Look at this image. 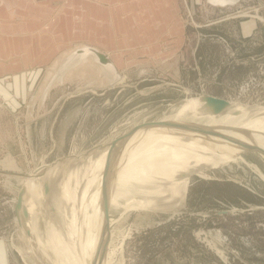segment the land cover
<instances>
[{"label":"rangeland","instance_id":"obj_1","mask_svg":"<svg viewBox=\"0 0 264 264\" xmlns=\"http://www.w3.org/2000/svg\"><path fill=\"white\" fill-rule=\"evenodd\" d=\"M65 1L70 3L68 0H55L56 3ZM105 1V21L107 18L110 25L105 28V33L97 32L92 40L104 46L117 45L115 50L121 53L120 59H116L120 63L117 64L121 76L118 80L112 81V74L101 70L102 78L85 75L83 71L88 63L80 65L85 61L71 59L64 62L63 54L43 67L52 65L57 72L54 75L56 81L49 87L53 78L45 85L49 72L45 73L44 78L39 77L36 81L34 91L26 92L23 114L16 113L15 103H11L14 105H10L11 108L5 100H0V119L8 121V125L3 123L0 127V247H5L6 242L9 264H64L59 248L54 252L48 250L51 225L63 232L64 238H77V243L79 239L77 226L76 232L70 233L68 221L72 220L75 202H69L63 193V174L60 177V174H54L48 200L42 197V202L33 209L31 235L19 229L14 205L16 193L21 188V176L28 178L38 168L44 169L42 166L45 164L49 166L47 169H52L51 177L55 166L59 171H70L72 165L82 162V167L87 161L82 154L144 121L173 119L171 117L185 112L188 99L218 93L228 102L264 108V0ZM66 7V17L57 20L55 15L52 16L49 20L57 24L51 27L54 23L51 22L49 28H45L43 15L37 19L36 11H27L29 23L44 22L41 28L36 29L37 32L44 29V37L50 29H57L55 37L50 38L51 49L62 43L63 34L67 38L80 37L56 54H70L77 45L85 44L81 38H87L88 31L95 28L83 26L84 20L89 18L92 23H97L104 17L101 8L92 10L91 7L89 17L80 18L75 16L74 9ZM63 11H59L61 17ZM114 12L115 21L112 17ZM152 12H156L155 17L151 16ZM119 18L121 24L118 26ZM132 21L137 22L135 27H132ZM252 24H255V29ZM127 30H130V35L124 33ZM44 37L42 40L46 42ZM31 38L25 37L26 47H29ZM3 42L4 39L0 40V44ZM12 50L17 52L21 48L15 45ZM44 61L38 67L51 60ZM15 62V58L7 60L8 66L4 62L5 70H16ZM28 65L22 68L26 67V71L35 69ZM32 91L35 93L33 101L30 100ZM14 97L11 95L13 100ZM31 105L33 107L27 109ZM179 117L185 119L184 123L191 118L186 115ZM13 118L40 119L34 124L25 119L26 124L20 122L17 126ZM252 118L244 117L242 123ZM174 122L180 123L176 118ZM194 125L200 129V134L192 136L184 145L200 146L201 150L214 141L210 138H218L222 131H228V123L215 119ZM210 126L217 132L213 136L203 132ZM145 133L146 146L157 147L176 130L142 127L133 136ZM99 153L95 150L90 155L96 157ZM236 156L239 157L236 161L230 162V156L219 162L222 168L205 170V177L194 174L189 182H180V190L168 189L161 193L182 198L174 213L165 211L173 205L152 207L148 202L143 207L135 204L136 201L128 205L131 199L143 201L150 197L143 189L148 184L134 181L140 178L137 177L139 174L158 181L155 177H148L147 173H138L141 171L132 167L113 173L111 169L116 167L117 160L110 165V170L102 173L92 169L82 172L91 178L95 176V180H109L114 185L98 187L92 184L91 191L96 205L106 203L110 207L109 220L106 213L94 217L97 231L111 241L107 248L110 253L107 264H264V156L246 150L238 151ZM5 158L12 160L17 169L15 164L1 163ZM62 158H66L64 164L58 162ZM130 184L136 189L129 190L127 185ZM102 195L113 196L120 204L116 207ZM165 198L176 201L169 195ZM107 221L109 235L105 231ZM26 223L29 221L24 222L25 226ZM72 256L68 254V259Z\"/></svg>","mask_w":264,"mask_h":264},{"label":"bare ground","instance_id":"obj_2","mask_svg":"<svg viewBox=\"0 0 264 264\" xmlns=\"http://www.w3.org/2000/svg\"><path fill=\"white\" fill-rule=\"evenodd\" d=\"M224 1L225 0H213V2H224ZM81 56L83 58H87V61H89L90 63V65L87 64V67L84 68L86 69L83 71L85 75L86 74H92L94 76L98 75L99 78H102L99 70L106 71L107 73L112 74L111 76L113 81L114 76L116 75H113L114 70L112 69V67H105V66L100 67V65L94 62L97 60L96 56L88 52H85V54ZM71 60L81 61L80 56L77 57L76 55L73 56ZM83 61L86 60L83 59ZM81 64H86V63L81 62L80 65ZM70 68L71 67H69L68 69ZM88 71L90 72L88 73ZM106 76L108 77V75ZM185 108H187L185 112H180L179 115H186L188 117L191 116V118L186 120L188 123L195 124L198 122H203L205 120L211 121V119H215L218 122L228 123V131L225 132L222 131L218 138L215 137L210 138L212 139V141L213 140L214 141L212 143L206 144L207 150L206 149L201 150L200 146L192 147L190 145H184L187 144L186 142L187 140L192 139V136L194 137L195 135L200 134L199 128L192 129L191 130L192 132L188 131V129L176 130L175 134L166 136L165 140L162 141V145L161 146L157 145V147L155 146L147 147L146 145L148 144H145L147 133H145L144 135L140 134L139 137L132 136L131 139H129L126 143L124 144L120 143L118 145V147L120 146L123 147H120V150H118L119 157L117 159L115 157L114 159L117 160V165L116 167L113 166L112 169L108 167L106 163L108 160L107 149L101 151L96 157L89 155L87 161L84 163V165H82V167H80L82 162H80L79 165H72L71 167L72 169L70 171L68 170L59 171L60 169L58 170V166L54 167L55 169L53 170L52 178L54 179V174H58V175L60 174L59 177L62 176L61 174H63L62 176L64 179V181H62L63 193L69 202L70 201L75 202L73 209V217L71 218L72 220L68 221V224L70 226V233L72 232L74 234L76 232V226L79 230L78 231L79 239L77 243V238L76 239L71 238L70 236L69 238L66 237L64 238L65 234L63 232L61 233V231L58 228H56V226L54 225L50 226L52 230H50L48 250L54 252L56 249L59 248L58 252L60 253V258L64 260V264L65 263L68 264V254H70V251H72V249L74 248H77L79 252H82V257H84V260H86L85 264H107L109 261L108 254L110 253H108L107 248L110 246V242H111L110 238L107 239L102 235L99 236L90 233L92 232L91 231L92 229L95 231L97 228L96 223L94 221V217L103 215L106 212L108 213L107 208L109 207V205L106 203H100V206L96 205L97 201L93 199V197H91L92 196L91 191L93 190L92 184H95L98 187L100 186L114 187V185L111 184L109 180L108 181H106V179L95 180V176L91 178L88 177V174H83L82 172L92 169L94 172L102 173L103 171L105 170L107 171L110 168L111 172L114 173L117 170L126 167L130 169L129 167H132L138 171H141L138 173H142V172L143 174L147 173L148 177L153 179L155 177L158 179V181L149 179L146 177V175H142V174H139L137 177L140 178L134 179V181H137L140 184L143 183L148 184L147 186L144 185L143 189H144V193L148 194L150 197L148 196L149 198L147 197L144 198L143 201L131 199L128 205L135 203V201L137 202L135 204L143 207L144 206L146 207L148 202L152 207L173 205L172 208L165 209V211L167 212L170 210L174 211V209L178 207L177 205L181 203L182 198L178 195L171 193L168 194H161V193L166 192L168 189L180 190L182 187L180 186L181 184L180 182L187 183L190 181V178L179 179L178 176L180 175L181 172L183 171L189 172L190 174H196V176L201 174V176L205 177L206 176L205 170L218 165V163L221 162L222 160L231 156L232 160L230 162L236 161L239 158L238 156H236V153L238 151L245 150L240 144L252 146L254 148L260 149L261 151H264V108L256 107V106L255 107L244 106L240 103H237L236 101H230L229 104L226 106V109L221 114L214 115L211 113H207L206 110L208 108L206 107V103L204 102V100H202L201 98L186 100ZM179 115L171 117L173 118L171 119V121L174 123V120L176 118L178 122L182 121V123H184L185 119L179 117ZM205 117H211V118H205ZM244 117L246 118L253 117V118L251 120L248 119L247 123H242L243 122L242 119H244ZM221 136H224L226 139L222 138ZM46 166L48 165L45 164L42 167L45 169ZM50 171H52V169ZM36 172L37 171H35L33 175L30 174L28 178H25L26 176L24 178L22 176L20 177L21 185L23 183L25 184L29 183V190H28L29 192L26 198V204L31 214V219H32V215L34 214L33 212H35L33 209L37 206L36 203H38L39 205V202H42V197H43L42 184L39 181V179L36 177ZM133 172L136 173L135 170H133ZM80 173H81V177H80ZM39 174L37 172V175ZM145 178L147 181L143 180ZM79 179H81V181H79ZM150 184L151 186L149 187ZM127 186L129 190L131 189L133 191L134 188L133 184ZM135 189L136 188H134V190ZM187 189L188 186L186 185L185 193L187 192ZM157 194H161V195H157ZM168 195L172 196V198H175L176 201L174 202H171L169 200L163 201L165 199V196ZM102 196L106 198L111 204H114L116 207L118 204H120L119 202H116L117 198H114L113 196H109V195L108 196L102 195ZM39 208L41 207L39 206ZM32 223L31 221H29V224L26 223V226H29L31 228L30 230L34 228ZM98 245H99L100 253L97 254ZM2 248L3 246L0 247V252ZM72 260H74L75 263V259ZM77 260L79 261V264H81L79 257ZM71 264H73V262Z\"/></svg>","mask_w":264,"mask_h":264},{"label":"water","instance_id":"obj_3","mask_svg":"<svg viewBox=\"0 0 264 264\" xmlns=\"http://www.w3.org/2000/svg\"><path fill=\"white\" fill-rule=\"evenodd\" d=\"M70 3L67 4V1H65V3H56L55 0H0V23H1V27H0V40L4 39V40H17L20 38H25V37H29V36H33V34L35 32H37V27L41 28V26L44 24L46 27L45 28H49V24L51 22H54L52 25H54L55 23H57L54 20H49L50 18H52V16L55 15L56 19H60V10L61 9H65L68 8L66 6H70L71 9H74L75 11V16H80V18L82 17H89V13L88 10L90 9V7H92V10L101 8V12L104 14V17L102 18V22H97L92 23L91 20L88 18L87 20H84L85 25L88 28H95L92 31H88L89 36L87 38H81L83 39V41L85 42V44H81V45H77L76 48H74V50L69 54L70 56H68V59L73 58L72 55H76L77 57L80 56V59L83 61V59H85L87 61V58H83L81 55H84L85 52H88L90 54H93L96 56L97 60L94 61L95 63H97L98 65L101 66H105V67H112V69L114 70L113 75L114 79L113 80H118L120 78V74H119V69H118V65L120 64L119 62H116V59L119 60L121 57V53L116 51L117 50V45H112L111 47L109 46H104L101 45L97 42H94L92 39V37L94 35H97V32L103 31V33H105V28L110 25L108 23V19L106 18L107 21H105V12L107 9V2L105 0H68ZM73 3H81V5H76L74 6ZM62 4V5H61ZM115 3H112V5H114ZM76 9L78 10L76 12ZM55 10V11H54ZM27 11H33L35 12V16L36 18H40L41 15H43V20L44 22L39 23L36 21V23L31 24L28 21V15H27ZM152 14H154L156 16V12H152ZM14 18L15 19V25L13 26L12 24L8 23V26L5 24L4 18ZM112 17L115 21V12L114 14H112ZM46 18V19H45ZM24 20V24L22 25V23L17 24V20ZM35 19H32V21ZM49 20V21H48ZM97 26V28L95 26ZM45 31L44 29H42L41 31L35 33V34H43ZM165 33V32H163ZM84 34H85V30H84ZM80 37H65L63 38L62 41H64V43L59 44L57 48L54 49V52L59 51L60 49H63L65 47H68V45L71 43V41L79 39ZM116 47V48H115ZM116 49V50H115ZM53 50V49H52ZM112 51V54L110 53ZM116 51V52H115ZM114 52V53H113ZM47 60V59H45ZM85 61V62H86ZM107 70V69H106ZM111 71V70H110ZM102 72H106V71H102ZM110 74V73H109ZM202 100H204V102L206 103V107L208 108L206 111L207 113H211L214 115H219L221 114L225 109L226 106L229 104V102L223 98L220 97H215V96H203L201 98ZM144 128V127H166L167 129H173V130H182V129H188V130H192L194 128H197L198 126H195L194 124L191 123H173L170 119H162V120H151V121H144L141 124L138 125H134L132 128H130L129 130L125 131L124 133H122V135L113 138L107 142L98 144L95 148H93L92 150L88 151L85 154H82V158H84V160H87L88 156L90 155V153L94 152L95 150H99L100 152L103 150H108V160H107V166L110 167V165H112L116 154L118 153V150H120V146L118 147V145L120 143L124 144L126 143L129 139H131V137L134 135L135 132H137L138 128ZM203 132H206L208 134L211 135H215L217 132H215L214 130H211L210 128L208 130H203ZM222 138H225L224 136H221ZM226 139V138H225ZM239 144V143H238ZM246 151H254V152H258L261 155L264 156V151H261L258 148H254L252 146H248V145H242L240 144ZM117 150V151H116ZM58 162L60 164H64L66 162V158H62L59 159ZM49 166H46L45 169H37V172L39 175H37L36 172V177L39 179V181L42 184V194L44 198H47L50 196L51 193V187H50V181H51V174L52 171L51 168L47 169ZM223 165H217V166H213L210 169H218V168H222ZM210 169H206V170H210ZM107 173V172H106ZM194 174H190L189 172H181L180 175L178 176L179 179H185V178H191ZM29 177V176H27ZM35 177V176H34ZM32 178V177H31ZM29 190V183L25 184L23 183L20 190L17 193L16 196V203L14 205V212L16 215V220L18 225L20 226V228L28 235H31V231L30 228H24V222H28L31 219V214L28 210L27 204H26V198L28 195V191ZM169 200V198H165L163 201ZM36 205H38V203H36ZM109 207L107 208L108 214L106 212V217L108 218L107 220H109ZM178 209L175 208L174 211L172 212H176ZM26 220V221H25ZM105 231L108 233H110V225L107 221V225L105 226Z\"/></svg>","mask_w":264,"mask_h":264},{"label":"crops","instance_id":"obj_4","mask_svg":"<svg viewBox=\"0 0 264 264\" xmlns=\"http://www.w3.org/2000/svg\"><path fill=\"white\" fill-rule=\"evenodd\" d=\"M91 9V7H89ZM68 8H65L63 13L64 15L60 18V19H64L66 17V15L68 14ZM62 15V14H60ZM152 17H155L154 14H151ZM147 19H149V17H146ZM120 18H119V24L118 26L121 24L120 22ZM5 24L8 26V23L12 24L13 26L15 25V19L14 18H4ZM17 24L22 23V25L24 24V20H17ZM137 22L132 21V27L136 26ZM57 23H55L54 25H52L51 27L55 26ZM96 24V23H95ZM146 24H148V22H146ZM95 26V25H93ZM255 24H252V28L255 29ZM0 27H1V23H0ZM97 28V26H95ZM57 32V29L55 31H52V29H50L47 33V36L44 37L45 32L43 34H33L32 38L29 40L30 45L29 47H26V43L27 40L25 38H20L17 39L16 41L13 40H4L3 45L0 44V100H5L7 103V106L11 105V103H15L16 105V113H22L24 111V106H25V94L26 92H28L29 90H33L35 89V87L37 86L36 81L40 78H44L45 73L49 72V77L45 83V85L49 82L53 81L50 83L49 87L56 81V70H54L52 68V65L48 68H43L45 66H48L49 64H51L54 60L61 58V56L64 54L63 59L64 62L68 60V52H62L59 54H56L57 52H54V49H51V36L55 37ZM124 33H127V35H130V30L125 31ZM36 35H40V37L36 36ZM77 35V34H74ZM47 39L46 42H44L42 40V38ZM65 38V34L62 35V39ZM12 41V42H11ZM64 43V41H62V44ZM35 44V48H32V45ZM18 46L19 48H21V50L14 52L12 50V48L14 46ZM110 44H107V46H109ZM75 55H72V57ZM15 58L16 62L14 65V68L16 70H5V65L8 66L7 60L8 59H12ZM47 59L48 61H50L48 64H45L41 67H38V64H40V62H45L44 60ZM5 62V63H4ZM5 65H4V64ZM85 63H89V61L85 62ZM29 64L28 67L30 68H35L32 69V71H26V67L22 66ZM31 64H35L34 66H32ZM39 82V81H38ZM37 82V83H38ZM48 87V88H49ZM33 88V89H32ZM30 95V100L33 101V97L35 96V93H33ZM21 93V95L19 94ZM15 95V100H13L11 98V95ZM215 97H221L218 93H213L211 94ZM22 97H24L22 99ZM9 101V102H8ZM33 104V103H32ZM13 105V104H12ZM11 105V106H12ZM8 106V107H9ZM10 106V107H11ZM14 106V105H13ZM27 109L32 108L33 106H27ZM13 108V107H11ZM25 115V112H24ZM14 119V118H13ZM25 119H28V122L31 124L34 123H38L37 119L40 118H15L13 120L14 123H16L17 126H19L20 122H24V124H26ZM36 121V122H35ZM44 122V121H43ZM3 123L5 125H8V121L6 118H1L0 119V127L3 125ZM28 131V130H27ZM19 133H21L22 135L24 134L21 131H18ZM21 134H17L18 137L22 136ZM8 148L10 149L9 143H8ZM12 152L16 153L14 150H12ZM10 163L12 166L15 164L14 162H12V160H9V158H5L4 160L1 161V163ZM15 167L17 169V166L15 164ZM5 247H3L1 249L0 252V256H1V262L0 264H9L8 261V256H9V250H8V246L5 242L4 244Z\"/></svg>","mask_w":264,"mask_h":264},{"label":"flooded vegetation","instance_id":"obj_5","mask_svg":"<svg viewBox=\"0 0 264 264\" xmlns=\"http://www.w3.org/2000/svg\"><path fill=\"white\" fill-rule=\"evenodd\" d=\"M97 229H98V228H96V232L92 229V230H91L92 232H90V233H91V234H94V235L96 234V235H99V236H100L101 234H100L99 231H97ZM68 238H69V236H68ZM97 251H98L97 254L100 253L99 245L97 246ZM70 254L73 255L72 258L75 259V263H74V260H72V258L68 259L69 262H71V263L73 262V264H79V261L77 260L78 257H79V258H80V263H81V264H85V261H86V260H84V257H82V252H79V250H78L77 248L72 249V251H70ZM96 258H97V256H96ZM96 258H95V259H96ZM71 260H72V261H71ZM77 261H78V262H77ZM71 263H70V264H71Z\"/></svg>","mask_w":264,"mask_h":264}]
</instances>
